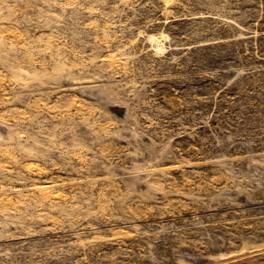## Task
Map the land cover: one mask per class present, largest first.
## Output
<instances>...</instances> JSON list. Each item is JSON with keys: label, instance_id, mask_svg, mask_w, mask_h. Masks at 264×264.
Listing matches in <instances>:
<instances>
[{"label": "rangeland", "instance_id": "374dc122", "mask_svg": "<svg viewBox=\"0 0 264 264\" xmlns=\"http://www.w3.org/2000/svg\"><path fill=\"white\" fill-rule=\"evenodd\" d=\"M0 264H264V0H0Z\"/></svg>", "mask_w": 264, "mask_h": 264}]
</instances>
